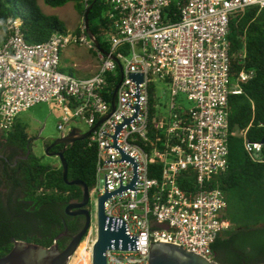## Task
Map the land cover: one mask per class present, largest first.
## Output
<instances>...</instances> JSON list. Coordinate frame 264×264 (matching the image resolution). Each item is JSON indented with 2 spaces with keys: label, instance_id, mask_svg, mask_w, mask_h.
I'll return each instance as SVG.
<instances>
[{
  "label": "built area",
  "instance_id": "obj_1",
  "mask_svg": "<svg viewBox=\"0 0 264 264\" xmlns=\"http://www.w3.org/2000/svg\"><path fill=\"white\" fill-rule=\"evenodd\" d=\"M170 3L111 0L113 34L105 39L109 52L96 47L85 26L79 35L54 33L44 43L30 44L18 24L8 22L10 34L0 46V131L8 134L22 113L52 103L63 112L59 131L71 133L74 129L68 131V126L77 122L94 129L87 139L97 150L96 187L90 193V205L94 201L97 209L106 192L105 176L107 193L120 189L118 174L124 188L133 181L129 163L105 164L122 159L115 149L105 148L113 147L107 136L113 137L115 127L124 124L122 117L128 121L135 113L131 108L137 99L128 94L136 95L137 85L129 75H143L139 115L117 140L137 163V194L127 191L105 202L107 217L125 222L130 237H139V251L108 250L107 264H149L150 246L159 244L216 262L212 247L229 228L222 218L225 195L208 182L228 168L229 97L242 95L241 84L254 76L243 71L236 82L231 80L230 19L248 9L264 10V0H189L176 22L164 15ZM73 44L94 53V75L81 78L64 72L62 50ZM152 84L166 96L160 97L165 107L159 119H152L150 112ZM153 123L166 136L163 149L152 148L159 143L151 140ZM246 134L232 133L244 138L255 162H264V144L249 141ZM191 174L194 190L184 186ZM93 231L94 246L98 225L91 224L89 233Z\"/></svg>",
  "mask_w": 264,
  "mask_h": 264
},
{
  "label": "trees",
  "instance_id": "obj_2",
  "mask_svg": "<svg viewBox=\"0 0 264 264\" xmlns=\"http://www.w3.org/2000/svg\"><path fill=\"white\" fill-rule=\"evenodd\" d=\"M43 1L53 8L72 2L84 20L88 13L89 30L102 50L109 52L105 39L113 34L111 0H90L87 7L85 0ZM188 1L171 0L164 15L170 22L179 21ZM8 22L18 24L30 44L44 43L54 33H69L58 17L43 12L39 0H0V46L10 34ZM80 33L81 29L75 32ZM228 42L232 82H236L243 71L253 72L254 76L241 84L242 95L229 97L228 168L208 182L209 188L220 189L225 195L227 209L222 218L229 225L212 248L217 264H264V162H255L245 150L244 138L232 135L246 130L249 141L264 142V10L252 8L235 13L230 19ZM159 92L152 84V119L164 115L165 105ZM151 140L153 143L159 140L152 148L163 149L161 145L166 136L155 123ZM19 153L23 159L16 158ZM65 158L68 180L84 183L92 193L96 187L97 150L90 145V139L69 146ZM262 158L264 160V149ZM189 177L184 186L194 190V175ZM83 198L81 187L65 181L61 164L43 165L34 155L32 140L18 120L8 134L0 131V258L13 250L16 241L46 249L57 244L64 251L72 237L86 225L85 217L69 216L66 209ZM87 209L91 210L90 204Z\"/></svg>",
  "mask_w": 264,
  "mask_h": 264
},
{
  "label": "water",
  "instance_id": "obj_3",
  "mask_svg": "<svg viewBox=\"0 0 264 264\" xmlns=\"http://www.w3.org/2000/svg\"><path fill=\"white\" fill-rule=\"evenodd\" d=\"M91 9V8H90ZM89 9V11H90ZM84 26L86 27L87 35L89 39L96 45L97 48H101L99 41L89 30V21L88 13L86 15V20ZM129 81L137 85L136 95H131L137 99L136 108H131L128 105L127 107L134 110V116L130 120H124V124L116 128V132L113 137L107 136L113 140V147L105 149H115L121 156L122 159L120 162H110L105 164H117V163H129L133 167V181L131 184L124 188L121 185L120 176V189L113 193H107V184L105 176V196L101 197L98 200V209H97V225H98V238L96 243L93 246L92 250V264H107L106 254L107 251H139V237H130L128 226L125 222L121 220L110 219L105 213V202L112 197L118 196L127 191L135 192V187L138 183V166L137 163L127 156L121 149L118 147L117 140L121 130L130 125L135 121L139 115V86L143 83V75H129ZM115 98L113 99V112L115 109ZM106 118L102 121L104 122ZM101 122V123H102ZM100 123V124H101ZM98 124L97 127L100 125ZM94 129L89 130L86 133H82L79 130H72L68 135L61 137L56 140L55 143L47 148L46 153L49 156H55L59 158L61 165L63 167L64 179L68 185H77L82 188L84 193L83 201L75 202L69 205L66 209V213L69 216H83L86 219V225L83 230L77 235L72 237L70 244L64 251L59 250L57 244L52 248L46 249L36 244H30L26 242L16 241L13 250L5 257L0 258V264H69L80 245L89 234L91 224H92V215L91 211L87 209V206L90 204V191L88 187L79 181H69L68 180V163L65 158V152L69 146L74 145L78 141H83L90 137ZM249 144V142H248ZM264 144V142L257 143ZM63 145L64 148L58 152H51V149L55 146ZM136 193V192H135ZM137 194V193H136ZM149 264H217L216 262H210L207 259L192 254L185 249L167 244L151 245L149 253Z\"/></svg>",
  "mask_w": 264,
  "mask_h": 264
},
{
  "label": "rangeland",
  "instance_id": "obj_4",
  "mask_svg": "<svg viewBox=\"0 0 264 264\" xmlns=\"http://www.w3.org/2000/svg\"><path fill=\"white\" fill-rule=\"evenodd\" d=\"M39 4L47 16L58 17L66 25L70 34H75L76 30H82L84 27L85 20L76 11L74 3L70 2L63 7L57 8L47 6L43 0H39ZM97 65L98 61L94 53L87 46L73 44L62 50V68L76 77L87 78V76L95 73ZM159 95L166 98L162 90ZM62 117V109L53 103L35 106L18 117V122L26 128L28 136L32 140L34 155L41 159L43 165L61 164L59 158L47 155L45 144L68 135L69 132L64 133L58 129ZM71 129L79 130L82 133L89 131V127L83 122L69 125L68 131ZM90 207L94 227L97 225V208L94 201ZM95 238L96 232H90L69 264H92L93 241Z\"/></svg>",
  "mask_w": 264,
  "mask_h": 264
},
{
  "label": "flooded vegetation",
  "instance_id": "obj_5",
  "mask_svg": "<svg viewBox=\"0 0 264 264\" xmlns=\"http://www.w3.org/2000/svg\"><path fill=\"white\" fill-rule=\"evenodd\" d=\"M56 140H53V141H49L45 144V151L47 150V148L51 147L54 143H55ZM63 145H58V146H55L54 148L51 149V152H58L60 151L61 147ZM64 147V146H63ZM30 154V152H29ZM17 159H23L24 156L22 155V153H19L17 156H16ZM91 211V210H90ZM60 250V249H59Z\"/></svg>",
  "mask_w": 264,
  "mask_h": 264
},
{
  "label": "crops",
  "instance_id": "obj_6",
  "mask_svg": "<svg viewBox=\"0 0 264 264\" xmlns=\"http://www.w3.org/2000/svg\"><path fill=\"white\" fill-rule=\"evenodd\" d=\"M97 67H98V65H97ZM96 71H97V69H96ZM96 71H95V73H96ZM95 73H94V74H95ZM94 74H92V75H94ZM92 75H90V76H92ZM90 76H87V77H90ZM55 165H57V164H55Z\"/></svg>",
  "mask_w": 264,
  "mask_h": 264
}]
</instances>
